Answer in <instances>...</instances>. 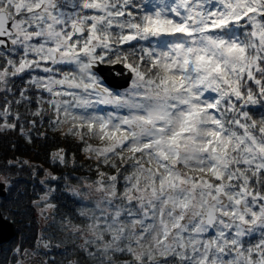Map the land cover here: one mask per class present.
Returning <instances> with one entry per match:
<instances>
[{
	"label": "snow or ice",
	"instance_id": "1",
	"mask_svg": "<svg viewBox=\"0 0 264 264\" xmlns=\"http://www.w3.org/2000/svg\"><path fill=\"white\" fill-rule=\"evenodd\" d=\"M0 100V131L32 143L50 113L95 169L44 170L51 223L7 264H264V0H0Z\"/></svg>",
	"mask_w": 264,
	"mask_h": 264
},
{
	"label": "trees",
	"instance_id": "2",
	"mask_svg": "<svg viewBox=\"0 0 264 264\" xmlns=\"http://www.w3.org/2000/svg\"><path fill=\"white\" fill-rule=\"evenodd\" d=\"M17 83L19 84V81ZM44 96L48 98L47 93H45ZM0 104H2V100H0ZM29 107L34 110L35 104L29 105ZM16 110V108H13V111ZM18 110L22 114L26 111L24 106H21ZM261 111L259 105H256L254 114L257 118ZM49 115L50 113L43 114L42 126L40 117H32L30 115L24 117L25 121L28 119H36L37 121L35 129L30 128V126L24 122L25 129L31 132L33 138L32 143H29L18 130L0 131V167H2L5 161L16 157H19L21 160H27L29 165L38 166L37 175L33 179L31 178L30 167L28 165H23V172L20 173L19 177L21 183L7 188L6 195L0 198L2 214L16 225L15 237L0 245V264H7L11 255L10 250L16 243L23 241L26 245H30L34 242V238L38 232L44 227L40 223V217H38L39 213L35 208L30 206L28 201L30 199H37L36 193L42 191V186L39 181L45 176V169L54 174L66 172L74 177H90L95 179V169L93 168L89 171V165L92 164L93 161L88 160L85 153L82 151L84 145L71 135L64 136L58 131L53 130V128L49 126ZM9 122H12L11 117L9 118ZM0 123H3L2 117H0ZM37 129L39 132L45 133V135L39 136ZM90 142L96 143V141ZM57 149H64L69 160L74 156L76 162L75 167L69 164L68 167L65 168L63 165H59L58 162L54 163L52 153ZM15 171L16 169H13V172ZM69 183L76 184L77 181L73 179L70 180ZM25 184L28 188V196L23 198L25 210L20 211L18 210V204L21 198L18 189L22 190ZM52 202H59L60 207L58 208V213L67 211L68 208L72 207V202L64 197H58L57 200H53ZM46 222L47 224L51 223V221Z\"/></svg>",
	"mask_w": 264,
	"mask_h": 264
},
{
	"label": "water",
	"instance_id": "3",
	"mask_svg": "<svg viewBox=\"0 0 264 264\" xmlns=\"http://www.w3.org/2000/svg\"><path fill=\"white\" fill-rule=\"evenodd\" d=\"M120 66H109V65H100L99 70L101 74L111 81L112 75L114 73H110L108 71L109 68H119ZM120 83H123V79H120ZM5 194L4 187L0 185V195ZM14 224H12L11 221L6 219L0 212V242H3L4 240H7L14 236Z\"/></svg>",
	"mask_w": 264,
	"mask_h": 264
},
{
	"label": "rangeland",
	"instance_id": "4",
	"mask_svg": "<svg viewBox=\"0 0 264 264\" xmlns=\"http://www.w3.org/2000/svg\"><path fill=\"white\" fill-rule=\"evenodd\" d=\"M37 212H38V211H37ZM38 217H40V223H41V225H42V226H45V225L47 224V222H46V220L44 219V217L40 216L39 214H38Z\"/></svg>",
	"mask_w": 264,
	"mask_h": 264
},
{
	"label": "flooded vegetation",
	"instance_id": "5",
	"mask_svg": "<svg viewBox=\"0 0 264 264\" xmlns=\"http://www.w3.org/2000/svg\"><path fill=\"white\" fill-rule=\"evenodd\" d=\"M252 107V106H251ZM256 117V116H255Z\"/></svg>",
	"mask_w": 264,
	"mask_h": 264
}]
</instances>
